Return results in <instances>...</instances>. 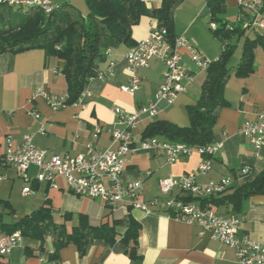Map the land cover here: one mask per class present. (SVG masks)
I'll return each instance as SVG.
<instances>
[{
    "label": "crops",
    "instance_id": "0c3cea01",
    "mask_svg": "<svg viewBox=\"0 0 264 264\" xmlns=\"http://www.w3.org/2000/svg\"><path fill=\"white\" fill-rule=\"evenodd\" d=\"M51 1L58 6L69 4L85 12L83 0ZM142 1L149 9L158 8L161 4V0ZM261 1L264 17V0ZM224 17L229 26L240 27L248 19L247 14L237 6L236 0H225ZM208 20L206 0H185L173 15L174 34L175 37H185L208 60L214 61L220 54L221 45L211 35ZM154 26V20L141 17L131 31L132 46L120 45L106 51L104 59L97 66V73L102 74V77L91 79L86 85L88 96L84 106L68 105L53 111L41 97L34 96L38 89L51 95H62L67 90L60 65L54 59H46L43 50L0 55V159L5 149V138L11 136L14 143H19L25 134L32 135L35 146L47 151L48 155L75 156L85 152L86 145L91 142L97 150L106 149L110 144L108 131L117 120L112 109L117 107L125 113H133L136 108L153 101L162 81L164 66L153 59L147 68L138 71L140 84L133 95L121 90L129 80L124 61L127 52L138 42L146 40ZM250 31L246 30L244 36L252 37L254 33L264 36V31ZM242 42L243 38L232 40L236 45L234 56L240 49L233 66L239 61ZM180 54L184 67L193 73L194 80L184 93L176 97L171 106L161 109L153 121L145 117L141 119L133 133L135 145L143 139L142 133L152 122H167L180 128L189 126L187 108L197 102L206 70L196 69L185 50L181 49ZM223 96L227 106L220 111L213 130L214 141L222 142L223 147L210 159V171L198 181L203 184L209 180L229 177L232 185L225 194L228 195L239 184L251 182L264 170V143L259 150H255L238 134L244 122L254 120L259 112L264 111V49L254 48L252 74L247 78L231 75L225 84ZM33 113H37L39 118L35 119ZM96 126L101 128V132L93 139ZM154 138L166 140L159 135ZM202 159L200 155L192 153L169 164L162 153L133 152L128 156L123 179L127 182H143L141 200L145 203L154 199L160 202L170 198L188 199L190 196L179 189H174L169 195H162L158 190V182L164 178L178 179L193 173ZM244 167L249 172L242 177L240 172ZM34 174L35 169L31 168L29 176ZM18 178L12 167H3L0 162V200L10 205L13 215L12 194L3 193L8 188V183L11 189L17 182L22 184ZM55 183L56 188L47 183H33L35 193L30 195L33 199L21 211L22 215L30 214L48 201L55 224H62L66 214L72 216L65 224L70 230L77 226L79 216H85L90 226L99 227L103 223L120 222L129 213L140 227L136 249L139 261L136 264H236L231 249L208 235L199 237L196 227L169 217L159 207H151L152 213L149 215L135 209H112L100 200L72 194L62 178H57ZM192 199H196L193 203L199 204V200L205 197ZM214 210L222 215H231L229 206ZM6 212L4 211V216ZM23 216L14 215L13 220L3 221L8 224ZM236 216L239 219L237 236L264 244V192L250 197ZM125 231L126 227L117 223L113 243L95 240L82 256L70 244L59 251L55 261L49 259L54 253L50 238L44 240L40 249L38 241L21 237L7 255L0 256V264H46L56 261L60 264H134L127 254L128 248L121 242Z\"/></svg>",
    "mask_w": 264,
    "mask_h": 264
},
{
    "label": "built area",
    "instance_id": "2783aa9c",
    "mask_svg": "<svg viewBox=\"0 0 264 264\" xmlns=\"http://www.w3.org/2000/svg\"><path fill=\"white\" fill-rule=\"evenodd\" d=\"M236 3L248 17L241 27L246 30L264 31L262 1L236 0ZM0 5L16 10L36 8L45 15H49L58 8V5L51 0H0ZM209 28L215 31L216 25L211 23ZM181 49L188 53L189 61L198 70H206L212 62L216 61L208 60L183 36L175 37L171 45L166 40V30L156 26L151 29L146 40L138 42L129 49L124 59L129 80L121 87L122 91L133 95L138 90L140 84L138 71L147 68L153 59L163 64V77L152 102L136 108L130 114L117 107L112 109L117 120L108 131L110 144L106 149L97 150L91 142L86 145L85 152L75 156L48 155L47 151L35 146L33 136L30 134L23 135L19 143H14L12 137L7 136L4 153L0 159L1 165L12 167L23 181L25 184L21 189L23 197L35 193L32 188L33 183H47L56 188V179L62 178L67 190L72 194L100 200L112 209L117 207L135 209L144 215H149L152 213L151 207H159L169 217L196 227L199 237L208 235L231 249L234 252L236 264H264V244L252 242L247 237L237 236L239 219L236 215H222L213 209L202 208L199 204L181 198H170L164 202L154 199L150 203H145L141 200L143 182L141 180L127 182L123 179L130 153H162L169 164L196 153L203 158L197 169L178 179L168 177L160 180L159 192L162 195H169L174 189H179L192 198H216L224 196L231 188L232 180L229 177L209 180L203 184L198 181L210 171V159L223 147L220 141L191 147L152 137L142 139L137 145L134 144L133 133L141 119L145 117L153 121L158 112L164 107L171 106L176 97L184 93L194 80L193 73L184 67ZM54 73H57V70H54ZM101 77L102 74L97 73L94 78L101 79ZM34 96L41 97L53 111L67 106L66 92L62 95H51L38 89ZM87 96L85 87L73 105L84 106ZM33 117L38 119L39 115L33 113ZM100 132V127H94L93 139H96ZM41 134H43L42 131ZM238 134L255 150H259L264 143V111L259 112L254 120L244 122ZM31 168L35 169L32 177L29 176ZM248 172V168L244 167L240 175L244 177ZM20 239L21 234L18 231L10 235L0 231V256L7 255ZM46 264L60 263L56 261Z\"/></svg>",
    "mask_w": 264,
    "mask_h": 264
},
{
    "label": "trees",
    "instance_id": "16d2710c",
    "mask_svg": "<svg viewBox=\"0 0 264 264\" xmlns=\"http://www.w3.org/2000/svg\"><path fill=\"white\" fill-rule=\"evenodd\" d=\"M185 0H161L158 8H147L142 0H83L85 12L66 4L49 15L36 8L25 10L23 14L0 5V55L18 54L33 49L43 50L46 59H54L60 65V72L67 84L68 105H73L91 79L97 75V66L106 51L120 45L132 46L131 31L146 16L156 22V27L166 30V40L172 45L175 39L173 15ZM209 11L208 28L211 35L221 45L216 61L206 69V76L200 87V95L194 106L187 108L189 126L180 128L167 122H152L142 133L143 139L156 135L173 143L187 146H204L214 142V126L220 111L227 106L223 96L225 84L231 75L247 78L253 72V50L264 49V36L254 33L244 36L246 29L228 25L225 20V0H206ZM19 10V9H18ZM250 32H255L251 30ZM233 38H243L241 54L236 65H231L236 45ZM264 192V170L251 182L239 184L232 193L220 198L199 200L202 208L215 209L229 206L230 213L237 215L243 204L253 196ZM186 201L196 199L189 197ZM4 211L13 215L7 202L0 200V231L10 235L20 232L21 237L36 240L42 249L43 242L50 238L54 253L49 259L55 261L61 249L72 244L82 256L86 248L95 240L113 243L114 227L117 223L126 227L122 244L128 248L129 258L136 264L140 227L127 213L120 222L103 223L99 227L89 225L85 216H79L78 224L70 230L66 222L71 215H64L62 224L52 220V209L48 201L12 223H4Z\"/></svg>",
    "mask_w": 264,
    "mask_h": 264
},
{
    "label": "rangeland",
    "instance_id": "374dc122",
    "mask_svg": "<svg viewBox=\"0 0 264 264\" xmlns=\"http://www.w3.org/2000/svg\"><path fill=\"white\" fill-rule=\"evenodd\" d=\"M13 12L18 13V14H23L25 12V9H12ZM240 53V49L237 50L235 56H233L234 58H232L231 60V65L235 64L236 62V57H238ZM14 180H17L16 178ZM19 181L22 182V184H19V182H17L16 186L11 189L10 188V184L8 183V188H6V190L4 191V195L9 194L11 192L12 194V207L14 209V215L15 217H20L23 216L21 211L27 206L28 203H30V201L33 199V196H28L27 198H24L21 195V189L25 186V184L23 183V181L18 178ZM11 189V190H10ZM2 198H6V197H2ZM6 212V211H5ZM14 215H8V212L5 213V216L3 217L4 221H11L13 220Z\"/></svg>",
    "mask_w": 264,
    "mask_h": 264
}]
</instances>
